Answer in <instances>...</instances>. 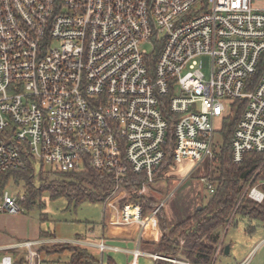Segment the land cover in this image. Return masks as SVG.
Masks as SVG:
<instances>
[{"label": "built area", "instance_id": "obj_1", "mask_svg": "<svg viewBox=\"0 0 264 264\" xmlns=\"http://www.w3.org/2000/svg\"><path fill=\"white\" fill-rule=\"evenodd\" d=\"M263 55L264 0H0V173L27 171L32 163L109 174L114 186L103 214L110 225L135 227L138 242L131 251L104 240L94 246L102 255L139 257L161 207L144 217L139 205H121L117 195L130 174L142 183L157 180L167 145L162 106L177 117V187L214 159L235 101L246 103L232 160L264 153V71L254 86L250 80ZM206 174L201 181L213 193ZM247 195L264 199L254 186ZM23 199L4 192L0 213L22 211ZM37 243L20 246L33 253ZM0 264H13L12 256Z\"/></svg>", "mask_w": 264, "mask_h": 264}, {"label": "trees", "instance_id": "obj_2", "mask_svg": "<svg viewBox=\"0 0 264 264\" xmlns=\"http://www.w3.org/2000/svg\"><path fill=\"white\" fill-rule=\"evenodd\" d=\"M264 71V55L260 60L257 73L250 79L254 84ZM245 101H235L229 115L223 120L218 135L222 141L218 150H215L214 159L207 165V178L214 185V192L205 203L200 204L192 215L184 220L169 225L162 208L156 212V219L161 236L158 242L153 243L157 254L170 259H177L188 264H215L217 256L224 254L222 235L228 227L240 220L248 222L258 221L264 224V199L261 203L251 200L247 189L253 187L258 180L264 179V153H246L240 163L232 160L231 139L236 124L241 117ZM162 113L168 122L167 145L165 157L156 173V179L166 173L174 175L176 167L172 152L174 148L173 125L177 118L168 108V103L162 106ZM43 164H39L37 174L31 163L29 170L7 171L0 173V188H3L13 178L16 182L23 180L25 183V198L19 201L22 208L30 210L41 206L39 195L48 192L50 198L64 197L68 204L78 206L85 202L104 204L113 186L109 174L99 173L86 167L82 172L61 173L48 169L55 178L46 181ZM37 175V184H36ZM128 189L140 188L142 180L130 174ZM264 189V187H263ZM131 200L138 202L142 207V215L146 217L153 212L158 204L149 196H135ZM41 221L47 220L45 215L40 216ZM254 226L250 225L247 232L252 233ZM40 239L52 237L48 232H40ZM39 252L46 254L67 251L69 258L67 264H116L108 257L95 258L86 248L69 243L54 244L52 250L41 244ZM9 252V251H8ZM0 252V257L8 253ZM13 264H29L27 254L19 255L16 251L9 253ZM42 264H45L43 262ZM154 264H176L167 260L157 259Z\"/></svg>", "mask_w": 264, "mask_h": 264}, {"label": "rangeland", "instance_id": "obj_3", "mask_svg": "<svg viewBox=\"0 0 264 264\" xmlns=\"http://www.w3.org/2000/svg\"><path fill=\"white\" fill-rule=\"evenodd\" d=\"M146 49L148 53L152 52L150 47ZM202 61L203 71L207 72L209 58L203 57ZM221 143L222 141L218 135L216 150H218ZM34 167L37 174L39 164L34 165ZM44 167L47 172L49 168ZM46 172L43 174L46 181L55 178L51 173ZM206 172L207 166L204 165L178 187L177 178L181 175L177 173L174 175L166 173L152 183L143 182L141 187L137 189H128L123 184L121 187L122 192L117 197L121 205L128 202L139 205L142 209L140 203L131 199L140 195L149 196L162 208L168 224L174 225L192 215L200 204L205 203L210 196L209 191L201 181ZM35 182L37 184V175ZM4 192L19 194L25 198V183L23 180L16 182L11 178L3 188H0V197ZM39 201L41 206H35L30 210L23 208L15 215L0 213V247L11 244L15 246V248L7 250L9 252L6 254L14 251L19 255L27 254L29 264H42L43 262L45 264H67L69 258L67 251L46 254L39 252L38 247L44 244L52 250L54 244L69 243L70 245L83 246L95 258H100L98 250L79 243L78 240L88 243L97 242L102 235V231L107 228L110 229L105 225L102 204L85 202L78 206L69 205L64 197L52 199L46 191L40 193ZM161 202L163 203L161 204ZM41 215H45L47 220L41 221ZM250 225L255 228L252 233L247 232ZM43 231L48 232L52 237L40 239V232ZM222 240L225 246H231V252L228 255L219 254L215 264H264L263 223L240 220L226 229L222 235ZM26 241L38 242L33 247V253L20 246L17 247V245H21ZM113 253L116 252H110L109 255ZM107 258L108 254H105L103 260L105 261ZM174 260L179 262H176V264L182 263L177 259Z\"/></svg>", "mask_w": 264, "mask_h": 264}, {"label": "crops", "instance_id": "obj_4", "mask_svg": "<svg viewBox=\"0 0 264 264\" xmlns=\"http://www.w3.org/2000/svg\"><path fill=\"white\" fill-rule=\"evenodd\" d=\"M254 187H257V189H259L261 192L264 193V189H263L264 179L258 180V182L254 185ZM103 217L105 220V225L109 227L110 229L108 228H107L108 230L104 229L102 231V235L99 237V240H104L110 244L117 245L121 247L123 250H127V251L133 250L138 242V233L135 227L110 225L108 216L104 215ZM160 236H161V233H160L158 223L156 220L155 222H152L150 224V226L146 230L144 237L140 241V250L144 253L143 255L139 257H133L130 253L120 251V252L113 253L111 255H109L110 253H108V257H111L115 261L116 264H154L155 260L152 257H150L149 254H156L153 243H156L159 240ZM222 241L223 240H221V242ZM26 242H30V241H26ZM78 242L91 246L95 248L96 250H98L94 246L97 242L88 243L83 240H78ZM223 246H225V244H223ZM12 248H15V246H13L12 244L1 246L0 252L7 251ZM230 252H231V246L229 248V253ZM101 256L103 257L104 255L100 253V257Z\"/></svg>", "mask_w": 264, "mask_h": 264}, {"label": "water", "instance_id": "obj_5", "mask_svg": "<svg viewBox=\"0 0 264 264\" xmlns=\"http://www.w3.org/2000/svg\"><path fill=\"white\" fill-rule=\"evenodd\" d=\"M198 209H199V207H198ZM229 246L227 245V246H224V254L225 255H228L229 254Z\"/></svg>", "mask_w": 264, "mask_h": 264}]
</instances>
